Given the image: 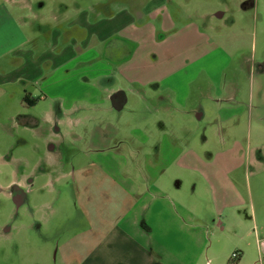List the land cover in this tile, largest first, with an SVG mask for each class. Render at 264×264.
<instances>
[{
	"label": "crops",
	"instance_id": "obj_1",
	"mask_svg": "<svg viewBox=\"0 0 264 264\" xmlns=\"http://www.w3.org/2000/svg\"><path fill=\"white\" fill-rule=\"evenodd\" d=\"M182 1L178 0L177 18L183 15V21L151 13V23L132 22L122 27L119 33L124 35L122 39L132 42L131 54L121 50L122 43L114 44L112 57L87 59L90 67L75 75L71 74V60L57 65L53 57L54 71L60 68L61 72L59 77L54 72L47 80V90L42 89L34 105L53 97L61 101L59 110H72L79 102L99 106L107 102L101 89H109L108 101L122 115L132 100L131 123L126 126L121 122L120 129L112 128L109 134L93 136L90 153L74 171L79 201L97 234L83 237L77 250L64 245V259L72 256L68 254L70 250L79 254L84 251L81 258L85 264L96 245L101 246L110 235L106 234L108 229L124 221L126 218H122L130 210L132 223L137 220L138 225L141 200H146L144 208L149 211L148 200L154 201L155 197L164 202V197H171L170 192L180 191L184 178L193 177L196 183L201 178L208 184L216 227L223 231L228 224L246 231L247 237L236 236L241 243L236 244L232 254L239 252V259L232 263L231 256L229 262L264 264V0H200L196 5L187 4V8ZM254 5H257L255 34L261 35V51L250 58L247 42L250 10ZM228 14L235 23L231 20L218 41L210 36L216 29L214 18L223 19ZM152 18L161 19L159 26L152 24ZM202 19L209 23L205 28ZM19 23L22 47L30 37H24L23 23ZM2 40L9 39L3 35ZM119 42L123 40L119 38ZM21 47L11 52L13 57L26 56ZM63 49L59 57L70 51L66 46ZM5 54L0 51V62ZM27 57L31 65L27 75L18 66L11 72L0 68L1 119L5 116L1 115L9 113V101L3 100L11 99L10 88L18 89L29 99L24 80L34 83L40 75L39 56L35 58L33 49H28ZM112 71L116 72L115 77L110 74ZM110 79L113 85L106 86ZM76 87H80L79 91ZM203 123L206 127L202 132ZM38 124L35 116H21L24 129ZM217 131L225 150L204 151L206 145L202 141L209 143L211 136L213 141ZM118 136L127 142L132 140L129 156L118 153L112 146ZM236 146L240 150L236 151ZM51 148L54 151L55 147ZM128 159L132 162L143 159L145 182L138 180L137 172H141L134 167L128 171ZM64 178L63 175L59 182ZM20 201L23 204L25 199L21 197ZM167 211L168 205L161 204V222ZM145 227L153 229L149 222ZM252 235L255 241L249 249L246 242L252 241Z\"/></svg>",
	"mask_w": 264,
	"mask_h": 264
},
{
	"label": "rangeland",
	"instance_id": "obj_2",
	"mask_svg": "<svg viewBox=\"0 0 264 264\" xmlns=\"http://www.w3.org/2000/svg\"><path fill=\"white\" fill-rule=\"evenodd\" d=\"M199 1L183 0L182 5L187 8V4L196 5ZM179 3L178 0H0V51L7 53L3 55L0 68L11 72L20 67L27 75L31 68L28 49H33L35 58L39 56L41 60L37 81L24 80L23 86L30 95L28 101H25L24 93L14 87L10 88L11 99L3 100L9 101V113L0 118V264L83 263L81 255L84 251L79 254L70 250L68 254L72 256L62 257L64 245L77 250L83 237L96 233L79 201L74 171L90 153L93 136L109 134L112 128L120 129L121 122L127 126L132 121V100L122 116L108 101L109 89H101L107 102L99 106L79 102L72 110H59L61 101L53 97L34 105L42 89L47 90V80L54 72L58 77L61 72L60 68L54 71L53 57H56L57 65L60 61L71 60V74L75 75L90 67L85 62L87 59L112 57L114 44L122 43L121 50L131 54L132 42L122 39L125 38L119 33L122 27L132 25V22L151 23V13H163L175 22L183 21V15L181 19L177 18ZM199 4L203 6V3ZM256 6L250 10L251 28L247 42L250 58L261 51V35L255 34ZM230 16L214 18L216 29L210 32L211 37L221 41L225 27H230L231 20L235 23ZM152 19V24L159 26L161 19ZM18 21L23 23L24 37H30L22 47ZM202 24L205 28L209 23L202 19ZM112 30H115L114 34ZM3 35L9 40L3 41ZM14 36L17 38L12 39ZM119 38L124 43L119 42ZM64 46L70 51L65 57H59ZM20 47L26 51V56L13 57L11 52ZM110 74L116 76L114 71ZM112 82V79L106 81V86H112ZM79 88L75 90L79 91ZM22 115L35 116L39 120L35 125L38 127L24 129ZM200 126L203 132L206 125ZM219 134L217 131L213 141L211 136L209 143L202 141L201 144L206 145L204 151L225 150ZM112 146L118 153L132 154V140L127 142L118 136ZM143 165V159L137 162L128 159V171L134 167L141 172H137L138 180L145 182ZM63 175L65 178L59 182ZM194 180L193 177L184 178L180 191L170 192L171 197H164V202L155 197L154 201L148 200L149 211L144 208L146 200H141L138 225H135L137 220L132 223L130 210L122 218H126L124 221L120 224L118 221L108 229L106 234L110 235L101 246L96 245L85 264H231L229 258L233 249L241 243L240 237L236 236L247 237L246 231L228 224L225 230L218 229L213 221L216 215L207 191L208 184L201 178L197 183ZM17 194L25 199L23 204ZM164 203L168 205V211L161 222L159 208ZM148 222L152 231L145 227ZM254 235L250 237L252 241L246 242V248L252 249Z\"/></svg>",
	"mask_w": 264,
	"mask_h": 264
},
{
	"label": "built area",
	"instance_id": "obj_3",
	"mask_svg": "<svg viewBox=\"0 0 264 264\" xmlns=\"http://www.w3.org/2000/svg\"><path fill=\"white\" fill-rule=\"evenodd\" d=\"M239 255H240L239 252H235V253H233L232 258L236 260L239 258Z\"/></svg>",
	"mask_w": 264,
	"mask_h": 264
},
{
	"label": "trees",
	"instance_id": "obj_4",
	"mask_svg": "<svg viewBox=\"0 0 264 264\" xmlns=\"http://www.w3.org/2000/svg\"><path fill=\"white\" fill-rule=\"evenodd\" d=\"M25 101H28V96L25 97ZM239 257H240V255H239ZM238 259H239V258H238ZM238 259L235 260V259L231 258V261H232V263H234V262L237 261Z\"/></svg>",
	"mask_w": 264,
	"mask_h": 264
},
{
	"label": "flooded vegetation",
	"instance_id": "obj_5",
	"mask_svg": "<svg viewBox=\"0 0 264 264\" xmlns=\"http://www.w3.org/2000/svg\"><path fill=\"white\" fill-rule=\"evenodd\" d=\"M17 196L21 197L20 195L17 194Z\"/></svg>",
	"mask_w": 264,
	"mask_h": 264
}]
</instances>
